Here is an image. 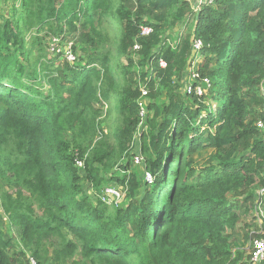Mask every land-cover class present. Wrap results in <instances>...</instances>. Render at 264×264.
<instances>
[{"label": "trees", "instance_id": "obj_1", "mask_svg": "<svg viewBox=\"0 0 264 264\" xmlns=\"http://www.w3.org/2000/svg\"><path fill=\"white\" fill-rule=\"evenodd\" d=\"M12 10L0 20V201L23 250L0 215V264H29L30 251L37 264H254L243 247L264 231L240 224L264 205V0ZM190 68L216 80L214 108L180 93ZM134 158L145 183L129 171ZM116 166L128 173L108 176ZM118 185L126 205L107 200Z\"/></svg>", "mask_w": 264, "mask_h": 264}, {"label": "rangeland", "instance_id": "obj_2", "mask_svg": "<svg viewBox=\"0 0 264 264\" xmlns=\"http://www.w3.org/2000/svg\"><path fill=\"white\" fill-rule=\"evenodd\" d=\"M0 3H1V6H2V9H1V16H0V20L1 21H4V19L6 18V17H11V15H12V13H13V10H12V7H14V6H17V4H19L20 3V0H0ZM181 25V24H180ZM180 25H178L177 27H175L174 29H172L171 31H169L168 33H167V35L168 36H172V39H173V37H175L176 35H173V32H177V31H179V26ZM191 29V28H190ZM51 40H52V37L51 38H48L47 39V43H46V47H47V49L49 48V54L53 57V54H54V49L52 48V47H55V48H57L58 49V47H57V45H51ZM30 42V41H29ZM58 42V39H56V43ZM67 44L65 43L64 45H63V47L65 48V46H66ZM52 46V47H51ZM67 49V48H66ZM65 49V50H66ZM77 53H75L76 54V56H77V59H78V61H80V59H81V55H82V51L80 50V49H77V51H76ZM189 82H191L190 81V76L189 75H186V76H184V77H182V80H181V83H180V93L184 96V97H187L186 96V94H185V86H186V84H188ZM214 83H216V80H212L211 79V86H210V89H208L207 87H204V89H208L207 91H206V93H205V100L204 101H206V102H211V105H212V108H214L216 105H217V103L215 102V101H213L212 100V98H211V93H210V90H212V89H218V86H217V84H214ZM168 101V99H167V97L165 96V94H162L161 95V97H160V99H159V103L160 104H162V103H164L165 101ZM146 113V112H145ZM203 115H205V113L203 114ZM147 118V114L145 115H143V118ZM145 118V119H146ZM144 119V120H145ZM145 122V121H144ZM126 161V158H123L122 160H121V162H125ZM136 159L134 158V165L132 166V167H130V170L129 171H131V173L133 172V173H135V175H136V180H138V181H141L142 183L144 182L145 183V181H143L144 180V164H143V162H142V160L140 159V161H139V163H136ZM122 164V163H121ZM128 172H124V171H122V170H120L119 169V167H114L110 172H108V176H111V175H121V176H125L126 174H127ZM149 177V181H151L152 180V178L150 177V176H148ZM149 183H151V182H149ZM118 188L120 189V191L126 196L121 202H120V204H123V205H126V204H128L129 202H130V199L128 200V195H127V193H126V190L123 188V187H120V185H118ZM137 193H139V191L137 192ZM23 195H24V201L27 203V204H32V207L33 208H37L36 207V205L35 204H33V199H32V197H31V194H30V192L29 191H27V190H24L23 191ZM108 201H109V199H108ZM260 202L258 203L259 205L261 204V203H264V201L262 202L261 200H259ZM120 204H118V205H120ZM260 208L263 210V214H261L262 216H261V218L259 219V218H256L255 217V215H254V218H252V217H247L246 219H245V221L243 222V223H241L240 224V227H243V225H244V223H246V224H251L252 222H253V219H254V222H256V224H257V226L256 227H252L251 228V231H252V233H263L262 231H264V227H263V225H264V205H260ZM257 209H258V206H257ZM0 215L2 216V215H4L2 218H3V230L5 231V232H7V233H9L11 236H13L14 238H15V240H16V242H17V248H16V250H14L15 252H17V251H19V250H23V246H22V243H21V240H20V236H19V234H18V231H17V229L15 228V227H13L12 225H11V223H10V221L8 220V218L6 217V215L3 213V210H2V208H1V201H0ZM257 227L259 228V230H257ZM243 229V228H242ZM241 239H242V241H243V239L244 238H242L241 237ZM257 240H259V239H256V240H254V243H253V245L250 247V244L248 243V244H246V246H244L243 247V249H244V251L246 252V253H249L250 255H252L253 256V253H254V250H255V242L257 241ZM55 248V247H54ZM53 248V249H54ZM28 254V256H31L32 254H31V251L30 252H28L27 253ZM50 255H53V250L51 251V253H50ZM48 264H55V263H52V262H49ZM255 264V263H254Z\"/></svg>", "mask_w": 264, "mask_h": 264}, {"label": "built area", "instance_id": "obj_3", "mask_svg": "<svg viewBox=\"0 0 264 264\" xmlns=\"http://www.w3.org/2000/svg\"><path fill=\"white\" fill-rule=\"evenodd\" d=\"M189 2H191L192 7L194 9L195 12H197L200 9V6L202 4H212L213 0H188ZM151 32V29H144L143 33L144 34H149ZM52 45V44H51ZM53 45H57L58 49L55 47H52L54 49V52H60V48H59V44L58 42L53 44ZM203 44L201 41L199 40H195L194 41V45H193V55L195 56L197 54V52L202 48ZM71 47L67 48L65 50V57L67 58V60L71 63L76 61V56L74 55V53L71 51L70 49ZM139 45L135 46V49H138ZM161 66L165 67L166 63L164 61H161ZM188 75L190 76V81L188 84H186L185 86V92L187 94H196L199 97H202L205 95L206 91L208 89H210L211 86V79L208 77H202L200 75V73L198 72V70L196 71L195 68H190L188 70ZM204 87H207L208 89H204ZM147 91L144 90L143 95H147ZM258 127H260L261 129L264 130V120H260L258 121L257 124ZM78 165L80 167L83 166L82 162H78ZM105 193L107 196V200L109 199V203L112 202H120L121 200H123L124 198V194L120 191L119 188L115 187V186H108L105 189ZM259 194L260 195H264V188L259 190ZM261 214H263V210L260 208L257 212L258 218H261ZM263 232V231H262ZM29 259V264H37V261L31 257L28 256ZM252 261L255 264H261L264 261V238H261L259 240H257L255 242V250L252 256Z\"/></svg>", "mask_w": 264, "mask_h": 264}, {"label": "clouds", "instance_id": "obj_4", "mask_svg": "<svg viewBox=\"0 0 264 264\" xmlns=\"http://www.w3.org/2000/svg\"><path fill=\"white\" fill-rule=\"evenodd\" d=\"M67 59V58H66ZM76 60H77V57H76Z\"/></svg>", "mask_w": 264, "mask_h": 264}, {"label": "crops", "instance_id": "obj_5", "mask_svg": "<svg viewBox=\"0 0 264 264\" xmlns=\"http://www.w3.org/2000/svg\"><path fill=\"white\" fill-rule=\"evenodd\" d=\"M198 12V11H197ZM194 56V55H193Z\"/></svg>", "mask_w": 264, "mask_h": 264}]
</instances>
